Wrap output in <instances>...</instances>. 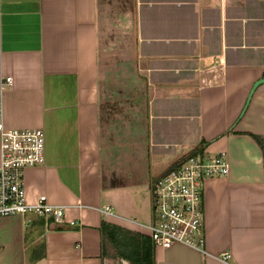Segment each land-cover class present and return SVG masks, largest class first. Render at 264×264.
Returning <instances> with one entry per match:
<instances>
[{
    "label": "crops",
    "instance_id": "0c3cea01",
    "mask_svg": "<svg viewBox=\"0 0 264 264\" xmlns=\"http://www.w3.org/2000/svg\"><path fill=\"white\" fill-rule=\"evenodd\" d=\"M120 56L141 87L104 110ZM6 75L4 125L45 137L25 199L63 215L0 216V264H113L101 222L148 236L152 179L202 147L228 163L204 181L203 249H153L155 264H264V0H0Z\"/></svg>",
    "mask_w": 264,
    "mask_h": 264
},
{
    "label": "built area",
    "instance_id": "2783aa9c",
    "mask_svg": "<svg viewBox=\"0 0 264 264\" xmlns=\"http://www.w3.org/2000/svg\"><path fill=\"white\" fill-rule=\"evenodd\" d=\"M10 82L11 76L1 77L0 90ZM44 148L45 137L41 127L4 125L0 105V216H23L27 211H33L50 214L59 220L63 215V207L46 201L44 194H39L34 202L25 199L24 172L27 168L44 164ZM180 152L177 145L179 155ZM227 172L225 151L221 149L212 153L202 147L183 154L152 179L151 219L147 223V235L153 249H166L174 243L203 249L204 181ZM101 211L109 213V205H103Z\"/></svg>",
    "mask_w": 264,
    "mask_h": 264
},
{
    "label": "rangeland",
    "instance_id": "374dc122",
    "mask_svg": "<svg viewBox=\"0 0 264 264\" xmlns=\"http://www.w3.org/2000/svg\"><path fill=\"white\" fill-rule=\"evenodd\" d=\"M108 62V61H107ZM114 64V63H113ZM111 64V65H113ZM124 68V66L121 63V56L119 58V68L117 70V68L115 66H111V70H114L116 72H114V74H112L113 71L110 72V76L108 78H110V81H113L115 79V86H109V89L107 91V96L106 98L103 100V109L105 110V105L108 103V98L110 99H115V96L117 99H119L118 95H121L122 93L126 94V93H137L140 89L141 86H138L137 83V78L135 73L131 70L130 74L127 75L125 74L124 77L121 76L122 73V69ZM136 70V68H135ZM112 74V75H111ZM126 78V80H130L131 82H135L136 81V86H124L122 84V80ZM134 79V80H132ZM114 94V95H113ZM115 101H110L109 105H112L114 103V105H118V103ZM127 106L126 107H130L131 111H135L137 110V106L141 104L138 103L136 100H134L133 98H131L129 101L126 102ZM121 104V102L119 103V105ZM126 107H119L116 110H120L123 111L124 109H126ZM111 106H109V110L111 111ZM113 110V109H112ZM121 120V119H120ZM132 121V118L130 119ZM107 123V122H106ZM111 123V122H110ZM131 124V123H130ZM112 232H114V236H110L107 232H105L103 234V250L104 253L106 255V257L110 258V260L113 262V264H118V260L120 258L119 256V250L121 249L119 246V239H130L133 236L130 233H127L123 230L120 229H113ZM114 237L116 239H118V241H115Z\"/></svg>",
    "mask_w": 264,
    "mask_h": 264
},
{
    "label": "trees",
    "instance_id": "16d2710c",
    "mask_svg": "<svg viewBox=\"0 0 264 264\" xmlns=\"http://www.w3.org/2000/svg\"><path fill=\"white\" fill-rule=\"evenodd\" d=\"M259 143L260 140H259ZM202 145V143H201ZM195 151V150H194ZM100 229L103 233L107 232L110 236H114L113 229H120L130 233L133 237L130 239H119V256L129 261V264H155L153 257V246L150 238L146 235L135 233L129 230H124L118 226L110 225L105 221L100 224ZM115 241H118L114 237Z\"/></svg>",
    "mask_w": 264,
    "mask_h": 264
},
{
    "label": "water",
    "instance_id": "95a60500",
    "mask_svg": "<svg viewBox=\"0 0 264 264\" xmlns=\"http://www.w3.org/2000/svg\"><path fill=\"white\" fill-rule=\"evenodd\" d=\"M262 81H264V77H261L257 81H255L253 86H255L256 84H258V83H260ZM118 264H129V262L125 258L120 257L119 260H118Z\"/></svg>",
    "mask_w": 264,
    "mask_h": 264
}]
</instances>
